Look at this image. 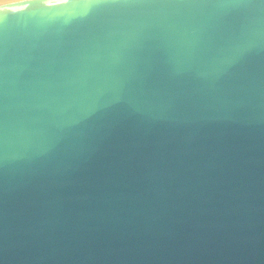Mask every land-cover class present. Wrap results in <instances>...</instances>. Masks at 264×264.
<instances>
[{"label":"water","instance_id":"obj_1","mask_svg":"<svg viewBox=\"0 0 264 264\" xmlns=\"http://www.w3.org/2000/svg\"><path fill=\"white\" fill-rule=\"evenodd\" d=\"M0 264H264V0L0 3Z\"/></svg>","mask_w":264,"mask_h":264},{"label":"bare ground","instance_id":"obj_2","mask_svg":"<svg viewBox=\"0 0 264 264\" xmlns=\"http://www.w3.org/2000/svg\"><path fill=\"white\" fill-rule=\"evenodd\" d=\"M7 1H10V0H0V3L7 2Z\"/></svg>","mask_w":264,"mask_h":264}]
</instances>
